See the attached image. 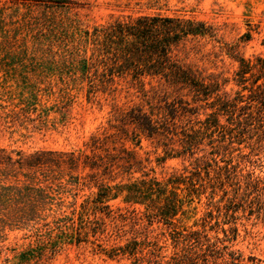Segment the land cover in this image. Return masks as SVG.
<instances>
[{"label": "rangeland", "instance_id": "obj_1", "mask_svg": "<svg viewBox=\"0 0 264 264\" xmlns=\"http://www.w3.org/2000/svg\"><path fill=\"white\" fill-rule=\"evenodd\" d=\"M140 14L206 21L217 28L221 40L237 45L243 58L253 62L264 57V0H0V148L24 153L50 150L90 154L84 143L91 134H99L107 151H98L116 161L110 174L93 170L97 181L124 184L155 177L167 183L171 174H182L186 180L174 179L166 186L165 194L175 191L183 201L180 209L185 210L182 215L177 213L173 226L197 229L205 212L215 213L217 207L224 212L230 205L235 211L219 218L225 223L217 231L207 230L209 236L222 237L221 228H237L233 240L217 243L222 249L216 252V264H226L227 258L220 255L231 250L241 257L236 264H264V137L257 141L262 135L257 125L239 124L235 114L221 109L214 93L208 100L196 101L189 95L173 101L152 92L147 98L128 94L119 90L122 80L117 81L116 91L89 86L94 69L85 65L84 58L94 50V28ZM199 54H191L182 62L203 74L226 78L218 94L226 92L231 97L235 91L248 93L251 79L239 84L234 80L237 62L226 54L206 59ZM244 86L248 88L242 90ZM211 101L215 102L212 107L208 106ZM171 102L180 105L174 118L176 134L149 137L131 124L129 115L153 112L158 105ZM212 111L216 113L210 115ZM185 123L182 128L195 123L193 128L200 131H188L197 134L188 149L180 139V126ZM196 159H200L199 167L195 166ZM81 161L77 167L45 166L36 173V186L52 187L43 191L46 204L37 188L11 189L10 199L0 197V202L6 200L0 210V264H137L127 253L109 257L97 252L91 243L40 242L59 233L54 220L60 211L69 214L71 203L77 205L96 191L92 182L89 188L75 185L77 176L92 172L88 167L83 169ZM190 178L196 182L194 187L189 185ZM123 195L106 202L113 209L119 206L144 211L148 200L129 204ZM166 202L163 199L160 203ZM37 206L39 211L34 210ZM148 230V239L158 238L160 260H169L176 249L166 225L153 221ZM131 236L125 233L95 240L89 234L88 238L109 249L124 245ZM204 262L214 264L209 256L206 261L198 259L197 264Z\"/></svg>", "mask_w": 264, "mask_h": 264}, {"label": "trees", "instance_id": "obj_2", "mask_svg": "<svg viewBox=\"0 0 264 264\" xmlns=\"http://www.w3.org/2000/svg\"><path fill=\"white\" fill-rule=\"evenodd\" d=\"M93 31L95 47L92 54L84 58L85 65L94 69L93 77H90V88L94 89L100 85L116 91L117 81L122 80L123 87L119 90L124 89L128 94L147 98L149 92H152L154 95L171 98L173 101L184 99L189 95L196 101L208 100L214 93V99L218 101L221 109L231 116L235 114L239 124L257 125L256 130L262 134L257 141L264 137V57H256L253 62L243 58L237 51V45L224 42L218 37L217 28L213 25L180 15L140 14L135 17L114 19L105 26L95 27ZM246 36L248 39L249 34ZM208 44L210 45L208 50L203 51ZM191 54L195 56L199 54L203 58L226 54L237 62L238 68L234 70L237 76L234 80L238 82L237 84L251 79L249 88L242 87V90L248 88V93L235 91L234 96L231 97L226 92L222 95L218 94L221 85L225 84L227 79L221 78L220 74H203L197 68L182 62ZM253 68L257 72H252ZM247 73L250 75L248 78ZM214 103L211 101L208 106L212 107ZM179 106L174 102L158 105L156 111L149 113L140 111L137 116L129 115L130 122L149 137L156 133L164 136L167 133L176 134L178 124L174 118ZM214 113L216 112L212 111L210 115ZM186 124L181 125L180 128ZM194 124L180 129L182 134L180 139L187 144L184 146L185 149L191 148L190 141L194 140V135H197L188 131L200 132L199 129L193 128ZM207 128L208 126L205 125L204 129ZM185 137L188 138L184 139ZM103 139L99 134L89 136L84 144L90 150V154L83 151L50 150L24 153L21 150L7 151L0 148V197L3 199L6 195L8 197L6 199H10L11 189L22 191L37 188L42 201L46 204L43 191L45 188L51 190L52 187L44 185V188H41L39 184L36 186L37 183L33 182L36 173L45 166L77 167L79 160H82L80 166L83 169L88 167L92 172L86 174L89 177L87 179L86 176H77L75 185L89 188L92 182L96 191L84 197L77 205L75 201L71 203L69 214H62L63 211H60V216L54 220L55 228L59 233L54 237L49 235L46 241L40 242L48 244L61 240L76 244L91 243L97 252L109 257L127 253L137 264H197L198 259L206 261L208 256L212 257L213 263L216 264L219 257L216 252L221 253L222 249L217 243L224 244L225 241L233 240L237 236V228L234 226L221 228L222 237L217 234L209 236L207 230L217 231L219 225L225 223L219 220L221 215L225 216L229 210L234 212L235 209L228 205L222 212L217 207L215 213L210 210L199 218L197 222L199 228L193 229L192 226H188L177 229L178 227L173 226V220L178 219L176 217L178 212L181 215L185 212L180 209L183 201L175 191H170L167 195L165 192L167 183L174 179L184 181L185 176L173 173L168 177L167 183H161L155 177L124 184L97 181V172L93 170L100 169L101 175L110 174L112 164L116 161L113 156L109 155L110 159H108L98 151H107L102 145ZM256 146L259 147L258 149L261 148L260 145ZM122 151L130 154L124 148ZM199 161L200 159H196V167H199ZM195 184L196 182L190 178L189 185L194 187ZM122 193H124L123 200L129 204L144 203L148 200L144 211L134 207L111 208L106 201ZM171 196L173 200H170ZM163 199H167L166 204L160 203ZM4 201L6 200L0 202V210L4 209ZM34 210L39 211V206ZM153 221L166 225L172 246L176 249L170 259L164 262L158 255L161 248L158 238L148 239V225ZM125 233L132 235L129 240L124 245H112L109 249L88 238L90 234L95 240L100 236L114 239ZM137 236H141V240H137ZM144 249L146 251L143 253ZM220 256L227 258L226 264H236V261L241 259L239 254L232 250Z\"/></svg>", "mask_w": 264, "mask_h": 264}]
</instances>
